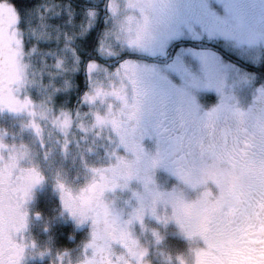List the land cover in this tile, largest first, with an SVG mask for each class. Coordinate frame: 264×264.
<instances>
[{
	"label": "rangeland",
	"instance_id": "374dc122",
	"mask_svg": "<svg viewBox=\"0 0 264 264\" xmlns=\"http://www.w3.org/2000/svg\"><path fill=\"white\" fill-rule=\"evenodd\" d=\"M224 2L230 15L216 0H107V33L100 38V49L109 59L85 62L84 111L53 112L48 121L53 128L43 129L57 133L46 134L45 145L26 131L28 118L5 121L13 137H0V236L5 243L0 264H76L83 242L97 231L98 224L90 230L89 222L106 205L114 206L119 216L113 225L109 222L106 236L105 252L115 261L125 255L126 264L245 261L226 251L233 246V235L221 239L204 230L217 209L230 206L227 192L246 184L243 164L232 170L221 164L224 157L193 170L187 185L163 169L152 171L164 129L161 112L169 99L197 114L210 108L206 99L217 94L215 103L231 119L255 98L264 99V79L252 70L264 54V0ZM191 4L205 12L203 26L190 21ZM5 9L12 23L15 14ZM96 12L90 10L84 23H90ZM219 19H227L231 35L221 33L215 23ZM0 33L21 46L15 30ZM72 57L70 50L59 51L56 66L67 67ZM32 75L37 74L26 70L18 74L21 81L42 83V75ZM230 122L215 129L223 134L232 128L239 155L258 152L256 137L264 129H251L248 122L234 127ZM226 139V149L233 152ZM8 150L13 158L6 156ZM18 158L30 161L31 167L16 171ZM206 181L219 187L216 194L223 200L206 202L211 197L202 185ZM38 185L47 187L42 196L47 205L22 210L30 190ZM18 233L19 242L13 238ZM259 236L256 259L264 258V236Z\"/></svg>",
	"mask_w": 264,
	"mask_h": 264
},
{
	"label": "trees",
	"instance_id": "16d2710c",
	"mask_svg": "<svg viewBox=\"0 0 264 264\" xmlns=\"http://www.w3.org/2000/svg\"><path fill=\"white\" fill-rule=\"evenodd\" d=\"M106 4L107 0H0V30H15L22 40L21 46H17L0 33V124H5L0 125V137H13L8 133L7 125L11 117H26L30 123L26 131L45 145L46 134L55 136L57 133L55 129L54 134L44 131L48 126L53 128L48 122L54 117L53 112L84 111L86 105L81 100L88 86L85 62L89 59L99 62L109 59L103 57L100 49L101 39L107 33L104 17ZM5 8L15 14L12 23ZM90 10L97 12L86 24L83 20ZM64 49L73 52L72 61L67 67L56 66V57ZM252 68L260 79H264V54L260 64ZM25 70L36 73L38 76L32 75L34 78L42 75V83L21 81L18 74ZM10 152L7 151V157L8 153L11 155ZM29 164L30 161L18 158L16 171L22 173L31 167ZM46 189L45 185L33 187L22 210L45 207L47 199L44 196L46 201L43 200L42 196ZM42 202L46 205H42ZM93 219L89 222V228L91 230L98 224L97 231L83 242L82 258L76 264H126V255L125 259L117 258L115 261L114 256H107L105 252L108 249L107 231L112 227L109 222L113 225L119 220L115 207L106 205L100 215Z\"/></svg>",
	"mask_w": 264,
	"mask_h": 264
},
{
	"label": "flooded vegetation",
	"instance_id": "af4514ba",
	"mask_svg": "<svg viewBox=\"0 0 264 264\" xmlns=\"http://www.w3.org/2000/svg\"><path fill=\"white\" fill-rule=\"evenodd\" d=\"M216 1L219 2V7L226 12V15L231 14L226 11L227 5L224 2H229V0ZM190 7V21L195 23L197 27L206 24L207 21L206 23L203 21L205 12L194 7V4H191ZM215 23L218 29L223 30L221 33L231 35L229 30L230 23L227 19H219ZM236 40V42L239 41L238 39ZM211 95L206 99L210 108L199 111L197 114L185 110L181 104L178 106L174 105L170 99L164 104L160 120L164 129L159 133V144L157 142L159 158L156 160L157 166L152 171L163 169L162 171L168 176L173 175L175 181L187 185L188 178L191 177L190 174L193 170L197 171L205 167L206 164L219 162L224 157L221 164L227 165L232 170L239 169L243 164L242 167L246 169V174L248 175L244 179V181L247 179L246 184L235 186L230 192H227L230 198L228 202L230 206H222L221 209H217V212L211 215L213 219H209L204 230L206 233L221 239L225 238L226 235H233V246L226 247V251L229 254L237 253L245 259V261H240L239 264H264L263 257H259L257 254L258 259H256L254 256L255 253L260 252L259 235L264 236V134L260 133L256 137L260 141L261 146L258 152L239 155L238 138L237 136H232V128L229 127L228 130H224L223 134L215 129V127H219L218 125L228 123L231 120V126L240 128L241 125L248 122L250 124L249 128L259 129L258 131L261 132L264 129V99L255 98L246 111L233 113V119H231L227 115L222 114L221 109L215 103L217 94L216 96ZM245 134V137H249L250 131H246ZM227 137L229 142H231L233 152L229 148L226 149ZM233 141L236 143H233ZM202 185L205 191L209 189V194H211V197L206 200L207 203L210 201L216 202L218 199L223 200V198L217 197L216 191L219 190L217 185L210 184L207 181ZM253 210H255L254 216L248 217L247 213H251ZM256 210H259L260 213L257 214ZM235 212H238L237 215H235ZM259 225L262 226L260 231ZM249 226L250 228H248ZM5 232L3 236L6 237ZM250 236L254 238L250 242H245L244 238H250ZM13 238L19 242L17 236ZM3 239L0 236L1 261L5 253ZM10 243L15 244L12 240Z\"/></svg>",
	"mask_w": 264,
	"mask_h": 264
}]
</instances>
